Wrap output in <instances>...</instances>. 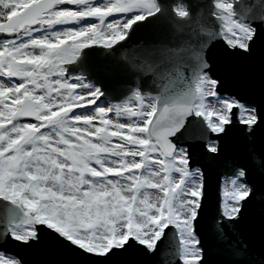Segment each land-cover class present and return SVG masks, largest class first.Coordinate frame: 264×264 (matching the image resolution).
Instances as JSON below:
<instances>
[{"label": "snow or ice", "instance_id": "1", "mask_svg": "<svg viewBox=\"0 0 264 264\" xmlns=\"http://www.w3.org/2000/svg\"><path fill=\"white\" fill-rule=\"evenodd\" d=\"M66 3L75 9L61 7ZM211 8L225 46L249 51L257 27H264V7L211 0ZM110 14L117 15L106 21ZM236 15L256 26L237 22ZM187 16L171 0H106L100 6L91 0H0V33L7 37L0 41V214L20 209L29 226L10 232L12 240L39 242V230L30 226L42 224L81 255L101 258L92 261L139 252V246L167 258L165 264H203L194 222L206 197L205 166L217 165L215 239L234 264H251L247 247L229 238L252 195L247 169L218 158L227 127L241 126L250 141L259 113L235 98L205 110L202 100L217 96L219 80L201 63L199 46L183 37L153 46L157 62L152 51L134 53L139 64L126 55L143 27L137 22L182 33L174 20ZM96 44L105 49L102 59L80 55L84 49L95 53ZM68 65L81 74L139 71L160 83L155 96L138 83L118 85L120 102L105 107L100 87L69 75ZM193 76V90L181 92L177 85ZM105 99L111 101L112 92ZM190 114L201 119H186ZM0 264L22 261L0 255Z\"/></svg>", "mask_w": 264, "mask_h": 264}, {"label": "water", "instance_id": "2", "mask_svg": "<svg viewBox=\"0 0 264 264\" xmlns=\"http://www.w3.org/2000/svg\"><path fill=\"white\" fill-rule=\"evenodd\" d=\"M174 5H183L188 16L175 18L182 33L169 32L166 24H152L137 22L143 25L136 38L127 45L126 53L132 63L139 64L140 59H133L134 53L152 51L150 59L157 62L161 59L158 48L161 45H171L174 40L182 37L188 42L198 45L201 53V63L207 62L210 74L219 80L217 96L235 98L242 104L254 107L259 113V121L251 133V140L244 138L242 128L233 123L227 127L223 134L219 162L231 161L235 165H242L247 169V183L252 187V195L243 206L239 219L234 222V228L229 238L241 246H246L251 254V264H264V27H257V35L250 43L249 51L229 50L223 40L219 39L221 22L211 15V0H171ZM245 3L259 9L264 7V0H245ZM74 5V4H69ZM199 5V6H198ZM235 11V8L233 9ZM207 17V23L204 22ZM243 23L256 22L247 18L234 16ZM135 27V25L133 26ZM1 36L6 34L0 33ZM127 39V38H126ZM119 43H123L120 41ZM96 52L88 49L81 51V56H98L105 51L102 46L92 45ZM115 47V45L113 46ZM78 60L80 57L77 58ZM98 62V61H97ZM75 64V62H73ZM68 73L72 72V65L66 67ZM83 77L100 87L103 95L99 100H105L108 92H112L111 103H119L122 98L116 91L117 86L123 89L135 87L137 83L148 96H155L159 81L152 77H145L139 71H114L111 73L92 72ZM175 75V73H173ZM196 77L193 76L187 83L181 82L177 87L181 92L192 91ZM126 94V93H125ZM76 110V109H73ZM186 119L198 120L194 114ZM202 122V121H201ZM206 197L200 209V215L194 222V236L199 240V247L203 250V264H234L224 246L215 239L213 232V218L217 217L215 185L217 181V165L205 166ZM23 211L17 209L14 213L0 214V253L19 258L22 264H165V259L158 258L157 254L149 255L142 248L139 252L129 251L127 254L110 258L109 261L93 254L81 255L68 245L59 242L52 235V230L45 225L34 224L39 230V242L20 244L11 239L9 226L12 224L24 225ZM175 264H180L179 259Z\"/></svg>", "mask_w": 264, "mask_h": 264}, {"label": "rangeland", "instance_id": "3", "mask_svg": "<svg viewBox=\"0 0 264 264\" xmlns=\"http://www.w3.org/2000/svg\"><path fill=\"white\" fill-rule=\"evenodd\" d=\"M98 1L99 2L97 4H94V5L100 6V5L105 3V2H103V0H98ZM64 8H66V7H64ZM67 8L70 9V10H74L75 9V7H67ZM112 18H113V16L110 14L109 16L105 17V20L106 21H110ZM234 19H236V18L234 17ZM85 20H87L90 23H99V21L95 17H88V18H85ZM236 20L239 23L247 24V23H243V22L239 21L238 19H236ZM81 23H84V21H81ZM69 26H72V25H69ZM55 27L56 28H61L62 26H55ZM6 38H7L6 36H4V37L1 36L0 41L4 40ZM96 45H99V44H96ZM99 46H102V45H99ZM29 51H31L35 55L39 54V49H29ZM68 74L69 75H79V74H74V73H68ZM52 79H55V77H52ZM83 79H84L85 83H92L91 81L85 79L84 77H83ZM4 81H5V77L0 75V82H4ZM16 82L19 83V81H16ZM95 86H97V85L95 84ZM221 98H223L225 100L231 99V98H228L227 96H224V97H219V96L206 97V98H204L202 100V104H203L204 109L205 110H211V109L218 108L220 106V99ZM99 103L106 107L107 103H109V102H107L105 100H99ZM113 104H115V103H113ZM83 107H91V105L85 104ZM77 110H80V109H76L74 111H77ZM108 117L116 119L115 113H108ZM118 119H120L121 122H126L127 118L126 117H120ZM94 123L99 124L98 121H94ZM150 191L155 192V190H150ZM26 227H29V226H26L25 224L24 225L12 224L11 226H9V233L12 232V231H23ZM30 227H32L34 229L33 225H31ZM0 255H5L8 259H13V260L16 259V258H14L12 256H9V255L3 254V253H0Z\"/></svg>", "mask_w": 264, "mask_h": 264}, {"label": "flooded vegetation", "instance_id": "4", "mask_svg": "<svg viewBox=\"0 0 264 264\" xmlns=\"http://www.w3.org/2000/svg\"><path fill=\"white\" fill-rule=\"evenodd\" d=\"M91 2L93 3V4H97L99 1L98 0H91ZM103 2H106V0H103ZM175 7H179V8H183V9H185L184 8V6L183 5H174ZM61 7H76V5H69V4H63V5H61ZM113 17H115L117 14H111ZM4 37V36H3Z\"/></svg>", "mask_w": 264, "mask_h": 264}, {"label": "trees", "instance_id": "5", "mask_svg": "<svg viewBox=\"0 0 264 264\" xmlns=\"http://www.w3.org/2000/svg\"><path fill=\"white\" fill-rule=\"evenodd\" d=\"M0 38H1V36H0Z\"/></svg>", "mask_w": 264, "mask_h": 264}]
</instances>
